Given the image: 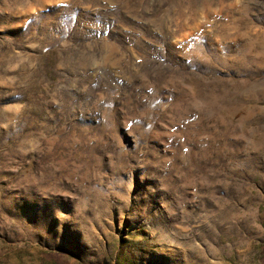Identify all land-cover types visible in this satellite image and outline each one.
<instances>
[{
  "label": "rangeland",
  "instance_id": "374dc122",
  "mask_svg": "<svg viewBox=\"0 0 264 264\" xmlns=\"http://www.w3.org/2000/svg\"><path fill=\"white\" fill-rule=\"evenodd\" d=\"M0 264H264V0H0Z\"/></svg>",
  "mask_w": 264,
  "mask_h": 264
}]
</instances>
